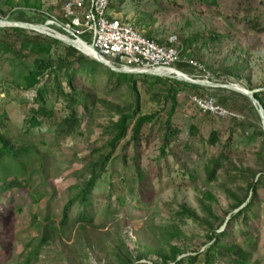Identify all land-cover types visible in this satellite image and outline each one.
<instances>
[{
    "label": "rangeland",
    "instance_id": "374dc122",
    "mask_svg": "<svg viewBox=\"0 0 264 264\" xmlns=\"http://www.w3.org/2000/svg\"><path fill=\"white\" fill-rule=\"evenodd\" d=\"M63 2L0 0V38L18 50L21 40L12 27L52 19L55 24L50 28L55 32L41 35L76 39L72 29L63 27ZM110 11L156 39L176 35L187 55L204 66V70L187 67L181 72L195 81L211 83L198 85L238 116L202 112L189 99L194 93L180 88L171 118V127L180 129V134L163 155L171 98H165L162 83L145 84L136 76L141 112L156 117L143 127L137 147L129 135L114 151L85 206L93 222H76L81 215L76 200L63 230L65 205L89 179L91 164L109 152L106 131L134 105L135 95L127 85L111 91L113 82L108 83L100 69L96 81H74L91 100L89 113L82 114L79 108V122L72 134L55 132V123L68 110L53 92L46 102L54 116L30 128L27 120L30 109L38 105L36 91L24 89L17 78L24 68L23 59L11 52L0 53V115L4 114L0 131L16 147L29 146L35 152L30 185L13 190L8 202H0V264H173V252L180 259L203 251L212 242L209 236L217 232H227L222 242L246 252V264H264V179L247 198L254 197L252 216L230 219L245 204L235 208L247 188L260 174L264 176V135L256 134L259 127L263 129L259 107L227 87L264 90V28L251 26L256 22L264 26V0H217L215 5L199 0H112ZM214 34L221 36L213 39ZM60 41L53 48L55 58L71 45ZM26 62L32 65L31 58ZM171 79L176 78L164 81ZM222 98H226L224 103H220ZM213 130L219 137L215 145L208 141ZM227 140L228 156L222 152ZM214 159L223 165L213 180H207L205 165ZM137 174L144 176L143 188H138ZM7 197L6 193L1 198ZM183 208L192 216L183 215ZM49 226L57 232L51 236L47 232L45 238Z\"/></svg>",
    "mask_w": 264,
    "mask_h": 264
},
{
    "label": "trees",
    "instance_id": "16d2710c",
    "mask_svg": "<svg viewBox=\"0 0 264 264\" xmlns=\"http://www.w3.org/2000/svg\"><path fill=\"white\" fill-rule=\"evenodd\" d=\"M121 1V0H119ZM201 3H210L215 5L217 0H199ZM112 4V3H111ZM111 6V5H110ZM251 26L255 30H263L264 26H259L258 22L252 23ZM16 34L19 35L21 40V47L15 50L11 44L7 43L0 38V53L11 52L15 54V57H21L23 62L21 63L24 68L18 75V79L23 82V88L26 90H35V101L38 104L36 108L30 109V115L27 120L30 128L40 127L45 119H51L54 116L52 109L47 107V95L49 92H53L55 97L61 100L64 106L68 110V115L62 118L59 122H53L56 124L55 132L58 135H70L76 130L78 125V110L82 109V114L89 113V102L91 97L85 94L82 90L75 87L74 81L79 78L84 80L96 81L97 74L102 69L106 74V81L112 83L110 90L120 89L123 85H127L129 90L135 95L134 105L128 110L127 113L120 116L118 121L106 131L109 136L106 147L110 150L104 155H99L96 161H94L90 168V177L86 181L83 187L80 188L78 194L68 201L65 205L62 213L61 227L64 230L70 220L69 212L76 204V200L79 203L81 215L76 222H86L91 224L93 218L85 212V206L88 198L94 191L97 180L106 171V165L111 160L114 151L119 146L120 142L130 135L132 143L137 147L141 142V134L143 127L154 121L156 115L145 114L141 112L139 105V95L137 89L138 78L141 76L142 81L145 84H160L164 85L165 98H171L172 104L170 111L167 114V128L164 133V142L162 144L161 153L166 154L165 147L178 140L180 129L171 127V118L175 112L177 106V95L179 90H190V92L198 96H211L205 90V88L196 83L187 81H180L171 79L168 83L164 81L165 77H149L147 74H137L129 72H117L104 66L94 58L81 53L74 46H67L62 53H58L57 57H53V48L55 45L61 43L57 38H46L39 32L32 29H26L22 27H12ZM31 33V34H30ZM146 37L155 39L159 44H163L168 40L156 39L150 33L144 34ZM221 35L214 34L213 39L220 37ZM85 41L86 38L82 37ZM32 59V65L29 66L26 60ZM181 69H187L185 65H178ZM179 76V74H178ZM180 77V76H179ZM193 77V76H192ZM10 78V77H9ZM137 78V79H136ZM194 78V77H193ZM148 79L153 81L148 82ZM255 98L260 102L264 108V90L254 91ZM217 102V100H215ZM226 98L220 99V103H224ZM218 103V102H217ZM4 114L0 115V126ZM32 130V129H27ZM197 131L195 126L191 127V132ZM258 137H263L264 131L261 127L256 130ZM208 141L211 145H215L219 142L218 132L216 130L211 131ZM223 154H230L231 148L229 147V140H227L222 146ZM100 153L99 151H96ZM35 152L31 147H16L11 141L0 131V202H8L15 189H22L30 185V180L35 172L33 169L32 157ZM208 164V163H207ZM205 165V173L207 180H213L216 177L218 170L222 167L223 163L219 159H214L210 165ZM32 166L31 170L29 168ZM138 188H143L144 176L137 174ZM191 178L193 176L191 175ZM264 176L261 174L257 177V180L253 182L245 192L244 197L239 200L235 208L244 205L233 216L240 217L244 215L246 220L252 216V205L254 197L250 196L249 201L247 198L249 192L256 190L258 184L263 182ZM8 194L6 200L1 197ZM182 214L186 216H192L189 210L183 208ZM46 223L55 225V223L49 219H46ZM49 232L51 236L53 232H57L55 226L47 227L44 230V236ZM227 232H217L209 236L212 240L211 244L203 251H197L193 255H187L180 259L177 258V252H173L171 260L173 264H246L248 256L241 247H236L232 244H225L222 240L227 236ZM48 235V234H47ZM44 239V238H43ZM46 240V239H45ZM163 264H166L164 262Z\"/></svg>",
    "mask_w": 264,
    "mask_h": 264
},
{
    "label": "built area",
    "instance_id": "2783aa9c",
    "mask_svg": "<svg viewBox=\"0 0 264 264\" xmlns=\"http://www.w3.org/2000/svg\"><path fill=\"white\" fill-rule=\"evenodd\" d=\"M111 3L112 0H64L63 27L72 29L76 38H86L87 41H84L112 66L125 72L147 74L152 71L166 78L175 73L187 76L181 72L182 69L177 68L181 64L191 69L204 70L199 61L187 55L176 35L159 44L155 39L146 37L131 21L113 14L110 11ZM52 24L55 21L49 19L43 29L32 30L49 34L55 32L50 28ZM189 99L202 112L238 116L218 105L213 97L191 94Z\"/></svg>",
    "mask_w": 264,
    "mask_h": 264
},
{
    "label": "water",
    "instance_id": "95a60500",
    "mask_svg": "<svg viewBox=\"0 0 264 264\" xmlns=\"http://www.w3.org/2000/svg\"><path fill=\"white\" fill-rule=\"evenodd\" d=\"M46 24V23H45ZM45 24H40L38 26L34 25V24H29V23H24V22H19L17 23L18 26H21L23 28H29V29H43L45 27ZM16 26V25H15ZM56 38L62 40L60 37H58L57 35L55 36ZM75 42H81L83 44H86V45H89L87 44L84 40H82L81 38H76V39H71ZM72 46H74L75 48L76 45L70 43ZM91 47V49L94 51L95 55L92 57L94 58L95 60H97L98 62L102 63L103 65L109 67L110 69L114 70V71H117V72H125L124 70L122 69H117L115 68L114 66H112L109 61L107 59H105L103 56H101L95 49L92 48L91 45H89ZM79 50V49H78ZM91 57V56H90ZM147 74H150V75H155L157 76L156 73L152 72V71H149ZM171 77H174L176 79H181L183 81H187V82H191V83H196V84H203V85H210L211 83L209 82H201V81H195L194 79L188 77V76H184V77H178L177 75H172ZM228 88L230 89H233V90H236L242 94H245L246 96H248L255 105H257L259 107V114H260V118H261V122H262V127H263V131H264V108L263 106L260 104V102L255 98L254 94H253V91H250V90H247L245 88H239L238 86L236 85H233V84H229L227 86Z\"/></svg>",
    "mask_w": 264,
    "mask_h": 264
},
{
    "label": "bare ground",
    "instance_id": "6f19581e",
    "mask_svg": "<svg viewBox=\"0 0 264 264\" xmlns=\"http://www.w3.org/2000/svg\"><path fill=\"white\" fill-rule=\"evenodd\" d=\"M58 37H60L63 41L68 42V43H72L74 45H76V47L78 49H80L81 51H83L85 54L93 57L95 55L94 51L91 49V47L89 45L83 44L81 42H75V41H71L68 37L64 36V35H57ZM176 75H182V77H184L183 74L181 73H175Z\"/></svg>",
    "mask_w": 264,
    "mask_h": 264
}]
</instances>
